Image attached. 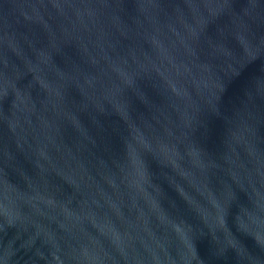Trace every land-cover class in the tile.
<instances>
[{"label": "water", "instance_id": "1", "mask_svg": "<svg viewBox=\"0 0 264 264\" xmlns=\"http://www.w3.org/2000/svg\"><path fill=\"white\" fill-rule=\"evenodd\" d=\"M0 264H264V0H0Z\"/></svg>", "mask_w": 264, "mask_h": 264}]
</instances>
